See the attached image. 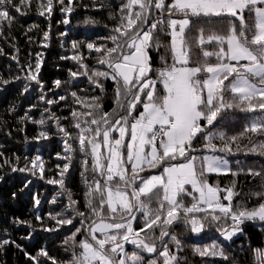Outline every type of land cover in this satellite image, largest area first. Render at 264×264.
Masks as SVG:
<instances>
[{"label": "snow or ice", "instance_id": "6c2138e0", "mask_svg": "<svg viewBox=\"0 0 264 264\" xmlns=\"http://www.w3.org/2000/svg\"><path fill=\"white\" fill-rule=\"evenodd\" d=\"M59 2L64 4V0ZM32 7L33 0H0V34L16 19L13 12L27 15ZM35 7L38 15L44 16L47 12L51 16L53 0H35ZM153 9L159 10L160 17L149 24L148 13ZM72 10L67 6L61 8L67 13ZM121 12L120 23L113 29L118 35L107 38L113 47L86 43L89 50L101 53L98 63L106 64L110 70H93L89 80L96 83L101 91L104 90L101 78L114 81L116 107L111 113L104 112L99 97H92L91 103L77 97L76 103H82L88 109L85 113L72 112L73 127L79 130L78 135L73 137L58 125L59 131L67 138L65 152L74 151L72 144L67 143L68 139L77 141L79 151L85 157H91V171L99 173L102 178L101 182L94 177V186L88 185L86 192V208L96 219L87 228L76 227L65 239L64 243L70 244L65 251L72 252L69 261H56L46 249H41L36 256L26 252L34 264H44L41 257L52 264H181L166 244L158 252L154 242H147L151 236L146 234L141 238V233L160 228L158 238L163 240L169 235L168 227L181 222L186 228L190 226L192 233L199 234L206 227L204 221L207 220L226 224L218 231L230 241L243 231L241 225L246 221L264 222V170H248L249 175L262 180L260 190L251 194L258 203L249 208L244 202L233 203L234 197L240 195L233 190L235 182L232 187L221 189L208 181L210 173L229 171L226 160L214 155L198 157L192 154L197 150L195 143L201 138L205 141L203 147L211 152L232 151L227 142L223 149H217L213 140L225 141L226 134L209 128L230 109L259 112L239 134L241 138L247 133L264 135V0H171L167 4L165 0H126ZM193 32L197 34L195 37H192ZM160 34L170 37L172 63H168L166 55H161L162 66L153 68L148 49L164 47L159 42ZM44 37L48 38L47 32ZM208 45L214 50H206ZM77 47L79 43L73 42V48ZM193 55L196 56L195 66H189ZM212 57H215V62L211 61ZM73 59L80 62L77 56ZM81 67L86 68V65L81 63ZM27 68L25 79L42 87L38 79L41 62L37 60L34 73L31 64ZM150 73H154L155 78ZM84 74L88 75L87 72ZM10 82L0 77V83L7 85ZM55 84L59 86L60 81H55ZM158 84L162 89H158ZM27 90L28 85H25ZM226 93H231V96L226 97ZM72 95L76 97V93ZM54 102L47 101L49 104ZM81 115L92 117L83 122L87 126H82ZM39 123L44 124L45 121ZM115 132L119 133L118 138L113 136ZM40 138L47 139L48 133L41 131L37 139ZM230 139L235 143L238 137ZM258 147L260 154L264 155V142ZM251 151L255 152L257 148ZM58 158L68 161L62 168L57 165L61 178L47 182L63 187L72 157L58 154ZM88 163V159L82 161L85 170ZM30 164L31 168L25 165L19 169L13 167L12 171L27 170L36 175L39 169L43 179L41 156L37 155ZM154 168H161V173L147 177L141 175L146 169ZM185 197H191L190 206L184 203ZM68 199L71 208L76 201L70 194ZM94 200H98L99 206ZM153 201L158 207L149 206ZM39 203V199H35V204ZM134 208L143 214V224L138 230L132 223L136 220ZM73 211L76 216L86 217L84 212ZM197 213L204 215L201 218ZM36 219L41 220V217L37 215ZM49 219L55 221V226L44 227L43 230L54 232L59 226L73 225L74 217L49 213ZM16 222L32 228L30 221ZM79 223L83 225L84 220ZM82 232L85 238L77 241V235ZM171 241L182 249L176 235L171 236ZM8 243L7 240L0 242V248ZM126 243L143 252L157 253V258L145 262L144 257L136 252L128 254L124 247ZM193 252L201 257L227 259L218 243L193 247ZM260 258L264 264V252L260 253Z\"/></svg>", "mask_w": 264, "mask_h": 264}, {"label": "trees", "instance_id": "16d2710c", "mask_svg": "<svg viewBox=\"0 0 264 264\" xmlns=\"http://www.w3.org/2000/svg\"><path fill=\"white\" fill-rule=\"evenodd\" d=\"M170 2L171 0H165L166 4ZM124 3L126 0H71V2L64 0L62 5L59 0H53L51 16L47 12L44 16H40L35 7V0H33L31 11L27 15L13 12L12 15L16 19L10 27L5 26L3 33L0 34V49H2L0 77L11 81L7 85L0 83V153H2L0 155V242L9 241L0 248V264H34L25 253L36 256L41 249H46L48 255L54 257L56 261L67 262L72 258V252L65 251V248H70V244L64 243L65 239L72 235L76 227L87 228L91 221L96 219L86 208V192L88 185L94 186V177L101 182L102 178L99 173L91 171V157H85L79 151L77 141L68 139L67 143L72 144L74 151L65 152L67 138L59 131V127L65 128L73 137L78 135L79 130L73 127L75 121L72 112L85 113L88 109L82 103H76L77 97L89 103L92 97H99V103L103 105L104 112L111 113L116 107L115 82L101 78L100 83L104 86V90L101 91L96 83L89 80V75L93 70H110L106 64L98 63L101 53L89 50L86 43H95L96 46H114L107 38L111 35H118L113 32V29L120 23L121 6ZM66 6L71 7L72 12L61 11V8ZM148 15L149 24L160 17L159 10L155 9ZM65 20L68 23H64ZM147 27L148 25H145V28ZM45 32L48 33L47 39L44 37ZM196 35L195 32L192 33V37ZM123 39L121 37V41ZM73 42H78L79 47L73 48ZM159 42L164 47L148 49L153 68L162 66L161 55H166L168 63H172L170 37L160 34ZM193 49L195 50V45ZM206 50L213 51L214 49L208 45ZM74 56L79 57L80 62L73 59ZM37 60L41 62L38 79L42 87L34 81L25 79L28 74L27 65H32L34 73ZM195 60L196 56L193 55V62L189 66H195ZM211 61L215 62V57H212ZM81 63L86 65V68H82ZM73 72L77 75L73 76ZM85 72L88 75H85ZM149 75L155 78L154 73ZM17 77L20 79H16ZM57 80L60 81L59 86L55 84ZM227 83L228 81H225V84ZM25 85H28L27 91H25ZM157 87L162 89L159 84ZM72 93H76V97H73ZM42 96L43 99H41ZM230 96L231 93H226V97ZM60 97H65V99H60ZM48 100L55 102L49 104ZM140 110L142 111V107ZM258 115L259 112L246 113L239 109L227 110L223 118L218 117L214 126H209V128L212 131H221L226 134L225 141L213 140L217 149H223L227 142L232 151L211 152L203 147L205 141L201 138L194 145L197 150L192 153L198 157L214 155L229 160L230 172L210 173L208 181L212 185H219L221 189L232 187L235 182L233 190L240 195L234 197L233 203L244 202L249 208L258 203L257 198L251 194L260 190L262 180L261 177L249 175L248 170L253 169L257 172L264 170V155L260 154L258 147L261 142H264V135L247 133L241 138L239 134ZM91 118L81 115L82 126H87L83 122ZM41 120L45 123H39ZM41 131L48 133L47 139H37ZM113 136L118 138V133H113ZM232 136L238 137L235 143H232L230 139ZM254 147L257 148L255 152L251 151ZM58 154L72 157V164L64 177L63 187L47 182L50 179L59 180L61 178L60 168L57 165L62 168L63 164L68 162L59 159ZM37 155H40L44 162L43 179L40 178L39 169L36 175H32L27 170L12 171L13 167L19 169L24 168L25 165L31 168L30 161ZM84 159L89 161L87 170L82 165ZM6 160L9 163H5ZM176 162L182 161L172 163ZM197 163L199 164V161ZM161 170V168L146 169L141 175L145 177L157 175ZM69 194L76 201L71 208L69 207ZM35 199H39V205L35 204ZM142 199L147 200L145 197ZM191 202V197L184 198L186 205L190 206ZM94 203L99 206L98 200H94ZM149 206L158 207L155 201ZM73 209L84 212L86 217L76 216ZM104 212L107 214L106 208ZM49 213H63L65 217H74L73 225L59 226L57 231L46 232L43 230L44 227L55 226V221L49 219ZM133 214L136 216V220L132 221L133 228L138 230L143 224V214L135 208ZM37 215L41 217V220L36 219ZM196 215L202 218L204 214L197 213ZM81 219L84 220L83 225L79 223ZM17 220L30 221L32 228L26 224H18ZM204 223L206 227L199 234L192 233L190 226L186 228L183 223L177 222L168 227L169 235L163 237V240L158 238L160 228L141 233V238H144L146 234L151 236L147 242H154L158 252L162 251L166 244L170 252L180 259L181 264H261L260 253L264 252V222L246 221L241 225L243 231L237 233L230 241L225 240L218 231L219 228L226 227V224L211 223L207 220ZM172 235H176L181 241L182 249L171 241ZM25 237L28 238L25 239ZM84 238L83 232L76 237L77 241ZM214 243L221 245L227 256L226 260L221 257H201L193 252V247H206ZM124 247L128 254L136 252L142 255L145 262L157 258V253L143 252L133 244L126 243ZM41 260L44 264H52L43 257Z\"/></svg>", "mask_w": 264, "mask_h": 264}, {"label": "rangeland", "instance_id": "374dc122", "mask_svg": "<svg viewBox=\"0 0 264 264\" xmlns=\"http://www.w3.org/2000/svg\"><path fill=\"white\" fill-rule=\"evenodd\" d=\"M242 63H244V62H242ZM118 133V132H117ZM118 135H119V133H118ZM222 159H224V160H226L228 163H227V169L229 170V171H226V172H224V173H222V174H225V173H229L230 172V162H229V160H227L226 158H222ZM176 163H178V162H176ZM162 171V170H161ZM161 171H159L158 172V174L157 175H159L160 173H161ZM186 187H190V186H186ZM198 195V194H197ZM206 207V206H205ZM239 233V232H238ZM97 236L99 237L100 236V234L99 233H97ZM235 236V235H234ZM233 236V237H234Z\"/></svg>", "mask_w": 264, "mask_h": 264}]
</instances>
